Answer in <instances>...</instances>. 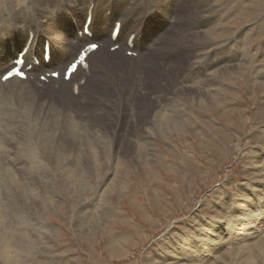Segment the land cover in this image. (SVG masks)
Segmentation results:
<instances>
[{"label": "bare ground", "instance_id": "1", "mask_svg": "<svg viewBox=\"0 0 264 264\" xmlns=\"http://www.w3.org/2000/svg\"><path fill=\"white\" fill-rule=\"evenodd\" d=\"M212 7V0H188L187 4L184 0H0V72L10 69L23 49H26L24 58L27 65L31 62V56L39 60V65L32 66L27 72L26 80L11 78L0 82V149L4 148L10 137L17 136V149L12 156L19 155L26 160L27 166L37 170L46 162L40 157L47 155V150L52 157L54 151L57 160L53 161V171L49 177L53 176L57 163L62 167L64 176H60L62 182L51 183L45 191L54 188L58 190L52 191H66L70 185L77 183L82 189L83 179L87 175L103 177L105 169L111 172V177H105L110 178L105 181V186L111 185L115 182V174L121 173L117 169V161L136 158L149 163V156L152 157L149 138L152 134L162 131L167 134L166 131L171 129L179 131L187 127L192 112H187L183 103L198 108L201 98H204L205 102L210 100L213 105L217 88L212 72L223 73L232 69L228 60H216L217 51L210 48L213 42L211 38L212 42L201 41L203 37L214 35L213 28L216 26L212 15L215 14L207 16ZM203 13L207 15L202 16ZM89 16L91 37L83 34ZM116 24H119V33L113 41L111 38ZM46 43L50 50L47 64L43 62ZM88 44L99 45L86 58L88 66L77 68L68 81L63 80L67 65ZM167 44H171L169 48ZM115 45L119 47L111 50ZM229 48L228 45L224 50L227 58ZM128 51L136 53V56L128 57ZM183 51L186 61L178 65ZM56 71L59 72L58 79L48 78L47 83L39 79L46 73ZM213 109L210 111L212 115ZM117 117L121 119L120 122L124 119L126 129L131 128L119 141L109 136L115 131L103 125L106 119ZM57 130L67 135L66 130L78 134L79 145L76 148L72 146L75 152L66 150L69 141L58 143L53 139ZM68 139L73 140L72 137ZM60 148L61 151L56 153ZM80 160L89 162L87 169L82 168ZM251 162V172L256 175L254 178L258 184L243 186L245 194L240 192L237 200L231 202V216L211 217L213 219L209 218L205 228L196 230L193 236L189 235L187 242L182 243L179 252L175 253L176 260H181L183 264H222L226 255L229 259L224 264H264V166L256 158ZM45 164L49 167L47 162ZM30 171L31 178L35 176V171ZM42 172L47 177L46 171ZM0 178L2 185L3 174ZM20 184L21 194H24L28 187H25V183ZM16 190L19 191V188ZM23 197L31 205L29 211L37 209V201L25 195ZM97 205H100V209L97 207L99 213L108 219L110 206L105 208L106 203L102 199ZM92 207L87 200L81 204L82 211L74 218L77 231L83 230V215H86V210L90 212L96 206ZM24 217L22 212L18 219L24 223ZM98 219L100 222V217ZM223 248L225 254L214 262L212 251Z\"/></svg>", "mask_w": 264, "mask_h": 264}, {"label": "rangeland", "instance_id": "2", "mask_svg": "<svg viewBox=\"0 0 264 264\" xmlns=\"http://www.w3.org/2000/svg\"><path fill=\"white\" fill-rule=\"evenodd\" d=\"M187 1L184 0V3L187 4ZM212 6V11L202 16L215 14L212 15L216 26L213 28L214 35L203 37L201 41L212 39L210 48L217 51L216 60H228L232 69L223 73L212 72L217 88L213 105L210 100L205 102L204 98H201L198 108L183 103L187 112H192L187 127L179 131L171 129L166 131L167 134L164 131L152 134L149 138L152 151L149 163L136 158L117 161L116 166L121 173L115 174L112 187V184L105 186V181L110 179L105 177H111V172L105 169L103 177L87 175L83 179V190L77 183L70 185L66 191H52L57 188L45 191L51 183L62 182L64 176L62 167L57 163L53 176L49 177L53 161L57 160L54 151L52 157L48 155V150L47 155L40 157L49 167L45 162L37 170L27 166L26 160L19 155L12 156L17 149V136L4 142V148L0 149V173L3 171L1 174L5 180L4 183L2 179L0 184V229L3 235H0V240L4 242L0 241V264H8L9 261V264H183L181 260H176L175 253L179 252L182 243L187 242L186 238L205 228L211 217L231 216L233 199L237 200L240 192L245 194L249 184H258L254 178L256 175L251 172V160L256 158L264 166V0H212ZM227 44L230 46L229 58L224 51ZM170 45L167 44L168 48ZM184 54L183 51L178 65L185 63ZM135 56L136 53H133L128 57ZM212 109L213 115L210 112ZM119 120V117L106 119L103 123L110 131H115L109 136L118 141L131 129L124 127L123 118L121 122ZM66 132L68 135L57 130L53 139L58 143L69 141L66 150L75 152L74 147L79 145L78 134ZM59 151L61 148L56 153ZM81 165L87 169L89 162L81 161ZM30 169L35 171V176L31 178ZM42 170L46 171L47 177ZM20 183L28 187L24 194H21ZM24 195L38 202L37 209L29 211L31 205L26 203ZM97 197L106 203L105 208L110 206L108 219L100 214V205H97L100 199ZM84 200L88 204L91 202L92 208L96 207L90 211L92 213L86 210L83 230L77 231L74 218L81 213ZM22 212L24 223L18 219ZM14 213L16 215L13 216ZM223 250L212 251L214 262L225 254ZM224 257L222 264L229 259L226 255Z\"/></svg>", "mask_w": 264, "mask_h": 264}, {"label": "snow or ice", "instance_id": "3", "mask_svg": "<svg viewBox=\"0 0 264 264\" xmlns=\"http://www.w3.org/2000/svg\"><path fill=\"white\" fill-rule=\"evenodd\" d=\"M98 47V45H96V44H91L90 46H89V50L91 51V50H94V49H96ZM14 67V66H13ZM5 72H7L8 73V75H5ZM18 75L20 74V73H17ZM10 75H11V70L10 69H8V70H5L4 72H0V76H4V79H9L10 78Z\"/></svg>", "mask_w": 264, "mask_h": 264}]
</instances>
